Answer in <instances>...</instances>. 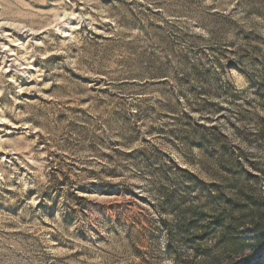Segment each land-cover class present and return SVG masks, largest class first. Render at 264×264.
<instances>
[{
  "label": "rangeland",
  "instance_id": "1",
  "mask_svg": "<svg viewBox=\"0 0 264 264\" xmlns=\"http://www.w3.org/2000/svg\"><path fill=\"white\" fill-rule=\"evenodd\" d=\"M264 0H0V264H264Z\"/></svg>",
  "mask_w": 264,
  "mask_h": 264
},
{
  "label": "trees",
  "instance_id": "2",
  "mask_svg": "<svg viewBox=\"0 0 264 264\" xmlns=\"http://www.w3.org/2000/svg\"><path fill=\"white\" fill-rule=\"evenodd\" d=\"M256 221L251 222L256 234H260L259 242L264 241V212L254 218Z\"/></svg>",
  "mask_w": 264,
  "mask_h": 264
}]
</instances>
